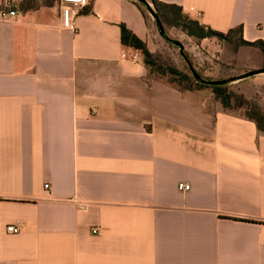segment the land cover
I'll use <instances>...</instances> for the list:
<instances>
[{
	"label": "crops",
	"instance_id": "obj_1",
	"mask_svg": "<svg viewBox=\"0 0 264 264\" xmlns=\"http://www.w3.org/2000/svg\"><path fill=\"white\" fill-rule=\"evenodd\" d=\"M17 2L0 21V264H264V134L147 78L120 39L147 46L144 5L89 0L70 31L60 0ZM158 2L264 45V0Z\"/></svg>",
	"mask_w": 264,
	"mask_h": 264
},
{
	"label": "rangeland",
	"instance_id": "obj_2",
	"mask_svg": "<svg viewBox=\"0 0 264 264\" xmlns=\"http://www.w3.org/2000/svg\"><path fill=\"white\" fill-rule=\"evenodd\" d=\"M3 1V0H2ZM19 6L17 0H14ZM155 12L152 3L148 2ZM37 3L35 2L34 5ZM168 17L160 20L165 38L159 35L153 18L144 7L145 18L149 22L150 35L147 49L153 55L155 64L163 70L171 67L188 76L189 81H181L178 77L167 73L159 75L158 67H148L147 78L160 79L165 82L174 81L180 88L192 87L202 91L209 97L207 106L210 110L221 103L214 97L212 86L195 81L190 69L179 54V48L169 40L179 42L183 47L184 57L191 68L203 81L234 80L242 74L264 69V53L259 44L241 46L236 32L224 34L223 39L209 38L199 40L187 35L181 27L172 22L173 10H167ZM192 20V19H191ZM230 93L229 107L225 111L248 117H264V73L223 85Z\"/></svg>",
	"mask_w": 264,
	"mask_h": 264
},
{
	"label": "trees",
	"instance_id": "obj_3",
	"mask_svg": "<svg viewBox=\"0 0 264 264\" xmlns=\"http://www.w3.org/2000/svg\"><path fill=\"white\" fill-rule=\"evenodd\" d=\"M151 3L153 4L155 8V14L160 20H166L168 17V12L167 10H173V16H172V22L176 24V26H179L182 28L183 31L187 33L188 36L194 37L199 40L203 39H209V38H217V39H223L225 36L222 33L215 32L205 26L200 25L197 21L191 20L187 15H185L182 12V9L174 6V5H166L158 2V0H151ZM232 32H236L238 36V42L239 45L241 46H252V45H257L258 43L255 44H250L247 42H244L241 40V27L236 28L235 30H230L226 34L230 35ZM120 39L121 43L133 50H136L141 53L142 55V62L145 65V67L148 70V67H158V70L156 71L159 75H163L166 73L178 77L181 81H189V78L187 75L179 72L178 70L174 68H167V70H163L159 68L155 64L154 57L153 55L149 52L147 49L146 44L139 39L137 36H135L131 31L127 30L125 26H120ZM261 46V51L264 53V45L259 44ZM170 85H173L174 87L178 88L181 91H191L193 88L187 87V88H180L178 84H175L174 81H168L167 82ZM212 91L214 94V97L221 103L222 107L228 108L229 107V101H230V93L227 92L225 87L223 85H215L212 86ZM246 117V116H244ZM249 120H252L257 127V130L260 133L264 134V117L259 116V117H246Z\"/></svg>",
	"mask_w": 264,
	"mask_h": 264
},
{
	"label": "built area",
	"instance_id": "obj_4",
	"mask_svg": "<svg viewBox=\"0 0 264 264\" xmlns=\"http://www.w3.org/2000/svg\"><path fill=\"white\" fill-rule=\"evenodd\" d=\"M89 0H60V10L62 26L64 29L75 31L74 19L79 11L88 5ZM199 15V14H197ZM18 16V5L14 0H3L0 2V21H11ZM48 189V186H44ZM190 186L188 184L180 183L178 189L180 191H188ZM20 228L8 225L5 227L7 234H17L20 232ZM90 233L95 236L101 235V231L98 227H92Z\"/></svg>",
	"mask_w": 264,
	"mask_h": 264
},
{
	"label": "water",
	"instance_id": "obj_5",
	"mask_svg": "<svg viewBox=\"0 0 264 264\" xmlns=\"http://www.w3.org/2000/svg\"><path fill=\"white\" fill-rule=\"evenodd\" d=\"M135 1H137V2H139V3L144 5V7L146 8V10L150 14V16L153 18V20L155 22V25H156V27L158 29L159 35L161 37L165 38V34H164V31H163L161 22H160L159 18L157 17V15L155 14L154 10L151 8V5L146 0H135ZM169 41L179 48V54L184 59V61L187 64L188 68L190 69L191 74H192L193 78L195 79V81H200L201 83H203L205 85H208V86L225 85V84H227L229 82H232V81H239V80H243V79H246V78L261 74V73H264V69H261V70H254V71L246 72V73L242 74L241 76H238L236 79L230 80V81H228V80L203 81V80H201L199 75H197V73H195L193 71V69L191 68L188 60L184 57L182 45L179 42L174 41V40H169Z\"/></svg>",
	"mask_w": 264,
	"mask_h": 264
}]
</instances>
